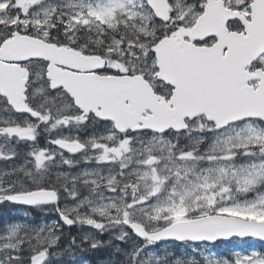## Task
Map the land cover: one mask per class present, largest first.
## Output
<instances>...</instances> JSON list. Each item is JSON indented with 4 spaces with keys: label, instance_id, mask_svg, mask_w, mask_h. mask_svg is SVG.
Returning <instances> with one entry per match:
<instances>
[{
    "label": "snow or ice",
    "instance_id": "6c2138e0",
    "mask_svg": "<svg viewBox=\"0 0 264 264\" xmlns=\"http://www.w3.org/2000/svg\"><path fill=\"white\" fill-rule=\"evenodd\" d=\"M0 208V264H264V0H0Z\"/></svg>",
    "mask_w": 264,
    "mask_h": 264
},
{
    "label": "trees",
    "instance_id": "16d2710c",
    "mask_svg": "<svg viewBox=\"0 0 264 264\" xmlns=\"http://www.w3.org/2000/svg\"><path fill=\"white\" fill-rule=\"evenodd\" d=\"M14 209L15 208H12V209L0 208V224L5 220V217H7V219L14 218ZM17 214H18V211H17Z\"/></svg>",
    "mask_w": 264,
    "mask_h": 264
}]
</instances>
